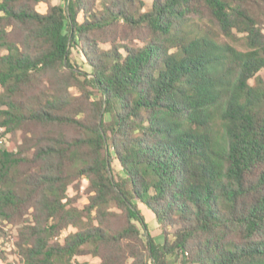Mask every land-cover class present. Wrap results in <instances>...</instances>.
I'll use <instances>...</instances> for the list:
<instances>
[{
	"label": "trees",
	"instance_id": "obj_1",
	"mask_svg": "<svg viewBox=\"0 0 264 264\" xmlns=\"http://www.w3.org/2000/svg\"><path fill=\"white\" fill-rule=\"evenodd\" d=\"M58 1L0 0V216L31 210L21 263L264 264V0Z\"/></svg>",
	"mask_w": 264,
	"mask_h": 264
},
{
	"label": "rangeland",
	"instance_id": "obj_2",
	"mask_svg": "<svg viewBox=\"0 0 264 264\" xmlns=\"http://www.w3.org/2000/svg\"><path fill=\"white\" fill-rule=\"evenodd\" d=\"M143 1L146 3L147 7L150 6L151 0H143ZM51 4L59 5L61 3L58 0H51ZM36 9L37 11L44 13L46 11V6L39 5ZM234 44H237V46L240 47V42ZM101 49L107 50L108 46L107 45L101 46ZM70 61L73 64H75L80 69V71H83L85 73L89 72V68L85 65L83 59L81 58L80 52L77 48L71 49ZM260 75L264 79V72H262ZM13 143L14 140H12L11 135L4 134L3 130H0V150L12 147ZM16 143L20 145L21 142L16 141ZM111 168L114 175H121L120 168L116 162H113ZM84 187H85V183H82V189H84ZM68 195L69 196L74 195L71 189L68 191ZM85 203H86L85 197L81 196L80 200L77 203V206L79 208H82L85 205ZM138 207L141 210V213L145 217V221L148 225L150 234L152 235V237L154 238L157 244H161L162 237L160 235L158 225L156 224L153 216L145 209L143 205L138 204ZM31 219H32L31 210L28 211V214L13 218V220L10 223L4 222L3 218L0 216V250L3 253V260L0 261V264H22L18 256V248L16 246L18 243L17 236H19V230L24 228L27 225V223L29 224ZM75 231L76 230L74 228L70 227L66 232H64L63 235L65 236L69 233H74ZM73 263L98 264L99 259L93 258L91 256H84V257L75 258L73 260ZM168 264H190V263H188L187 260L183 259L182 257H178V258L170 259Z\"/></svg>",
	"mask_w": 264,
	"mask_h": 264
}]
</instances>
